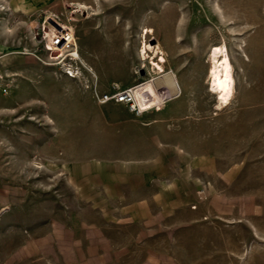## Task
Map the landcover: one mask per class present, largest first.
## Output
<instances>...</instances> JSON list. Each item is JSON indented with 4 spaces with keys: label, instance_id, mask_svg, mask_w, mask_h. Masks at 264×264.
Wrapping results in <instances>:
<instances>
[{
    "label": "rangeland",
    "instance_id": "obj_1",
    "mask_svg": "<svg viewBox=\"0 0 264 264\" xmlns=\"http://www.w3.org/2000/svg\"><path fill=\"white\" fill-rule=\"evenodd\" d=\"M46 19L120 48L102 73L66 78L40 50ZM215 46L232 65L228 103L211 91ZM0 50L16 60L0 83V264L149 251L264 264V0H0ZM171 67L185 91L160 110L99 101L96 76L156 90Z\"/></svg>",
    "mask_w": 264,
    "mask_h": 264
},
{
    "label": "built area",
    "instance_id": "obj_2",
    "mask_svg": "<svg viewBox=\"0 0 264 264\" xmlns=\"http://www.w3.org/2000/svg\"><path fill=\"white\" fill-rule=\"evenodd\" d=\"M37 39L39 40L40 50L54 57V59L52 58V63L57 66L66 77L79 79L83 77L84 69H87L90 73L92 72V69L86 66L81 59L78 39L73 28L65 26L55 20L46 19L38 32ZM0 79H2L1 75ZM146 84L147 83H142L123 90L116 89L115 92L105 93L101 96L97 95L99 101L103 104L108 102L126 104L131 107L132 112L137 114H142L144 111L152 108L160 110L161 106L165 105V103L173 97L167 90L161 88L157 91L161 96V101L156 102L154 105H145L146 107H150L145 110L143 108L144 106H141L137 99V93ZM3 93H8L7 87L3 88Z\"/></svg>",
    "mask_w": 264,
    "mask_h": 264
},
{
    "label": "crops",
    "instance_id": "obj_3",
    "mask_svg": "<svg viewBox=\"0 0 264 264\" xmlns=\"http://www.w3.org/2000/svg\"><path fill=\"white\" fill-rule=\"evenodd\" d=\"M80 39V38H79ZM78 47H79V52L81 55V59L83 62L89 66V68L92 66L93 68L95 67L96 70L100 73L103 71V65L106 64V58L105 55L107 54L108 56L110 53H107L106 50H111V49H116L120 48L119 42H114V41H109V40H104L100 41L98 39L97 34L89 33L86 36V39L84 41L78 40ZM4 51H2L3 53ZM4 54H7L4 52ZM23 62H25V58H23ZM16 64V60L13 55L7 54V56H1V50H0V66H8V69H4L3 71H0V75L2 79H0V83L4 82L3 76H13L14 75V65ZM12 66V67H10ZM91 67V68H92ZM92 68V69H93ZM94 70V69H93ZM171 73L174 74V77L176 78L177 85L179 88L180 93H184L185 88L183 86V83L185 82L183 76H179V72H177L175 67H171L170 69ZM24 72L26 70L24 69ZM96 75V74H95ZM65 76V75H63ZM85 77V76H83ZM164 76H160L158 79L163 78ZM68 78V77H66ZM91 78V80H90ZM71 79V78H69ZM88 81L92 82L93 85H95V78H93L89 74L88 75ZM4 87L8 89L9 94V89L10 85H12L11 81H8ZM96 82L100 84L105 90H107L108 93H112L110 87L115 86L121 81L117 76H96ZM97 84V85H98ZM1 86V85H0ZM116 87V86H115ZM132 87V86H131ZM129 88V87H128ZM164 88V85L161 83V87ZM126 89V88H125ZM157 88V90H159ZM3 91V89H2ZM6 94V95H7ZM174 96V95H172ZM151 198V199H150ZM156 199H153L152 197L148 196L146 199H144L143 204L147 206H142L143 209H150L149 202L153 201ZM119 253H109V252H103V253H96L93 257L90 256L88 258V262L86 264H123V256L121 255H128L127 253H121L120 256H117ZM125 264V263H124ZM138 264H181L180 261L174 256V254L170 252H156V251H149L147 252L144 257L138 262Z\"/></svg>",
    "mask_w": 264,
    "mask_h": 264
},
{
    "label": "bare ground",
    "instance_id": "obj_4",
    "mask_svg": "<svg viewBox=\"0 0 264 264\" xmlns=\"http://www.w3.org/2000/svg\"><path fill=\"white\" fill-rule=\"evenodd\" d=\"M82 8H85V6H82ZM159 55H164L160 49L155 52V57H158ZM211 56L214 63L212 70L210 71V76L212 79L211 91L219 95L218 99H220L221 102L228 103L229 100H231L232 94H234V79L232 75L233 72L230 58L226 51H223V47L220 46L213 47ZM152 64L157 70L164 72L162 65L158 64L156 61H152ZM162 76H164L161 78V82L164 85L163 90H167L171 95L178 94L179 88L174 74L167 72ZM156 90L152 84L147 83L141 90L138 91L137 99L141 106H144L143 108L145 110L150 108L146 107L145 105H154L156 103L155 99L151 95L152 92L156 93L158 100L161 101V96Z\"/></svg>",
    "mask_w": 264,
    "mask_h": 264
}]
</instances>
